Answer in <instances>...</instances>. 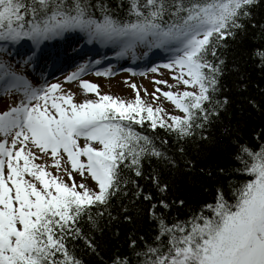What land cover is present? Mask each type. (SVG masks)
Returning a JSON list of instances; mask_svg holds the SVG:
<instances>
[{
    "label": "snow or ice",
    "instance_id": "snow-or-ice-1",
    "mask_svg": "<svg viewBox=\"0 0 264 264\" xmlns=\"http://www.w3.org/2000/svg\"><path fill=\"white\" fill-rule=\"evenodd\" d=\"M262 14L264 0H0V95L20 94L0 112V264H86L73 241L99 257L100 242L90 233L103 236L113 222L134 224L142 214L156 225L153 242L130 237V254L112 264H264V131L255 146L242 142L231 100L249 87L233 44L250 29L264 40ZM73 36L83 44H70L69 58L83 59V47L94 44L116 50L117 58L161 50L167 62L150 71L168 69L174 83L160 79L154 92L144 89L151 102L135 84L131 101L101 94L83 79L102 63L91 58L64 83L78 81L95 98L77 103L61 83L34 82L29 67L35 73L42 63L68 57V49L53 51V42ZM258 66L264 72V51ZM112 74L111 67L95 71ZM161 97L183 115L154 107ZM158 128L174 136L175 155L162 150L168 141L158 147L145 134ZM227 146L234 151L223 159ZM152 159L193 183L213 184L212 202L169 223L166 210L185 200L168 201L170 185L160 172L147 176L158 197L140 184ZM46 160L52 163L37 162Z\"/></svg>",
    "mask_w": 264,
    "mask_h": 264
},
{
    "label": "trees",
    "instance_id": "trees-1",
    "mask_svg": "<svg viewBox=\"0 0 264 264\" xmlns=\"http://www.w3.org/2000/svg\"><path fill=\"white\" fill-rule=\"evenodd\" d=\"M232 51L237 56L242 54L243 60L246 62L245 70L249 78L248 91L243 96L236 93L232 94V113L241 121L240 136L242 142L255 146L259 143L256 137L264 131V72H261L258 66V54L264 51V40H261L250 29L249 35L241 44H233ZM228 82H231V78ZM245 97L254 100L257 106L254 107ZM137 131L143 132L144 129L138 127ZM145 134L155 136L158 147L161 146V140L168 141L167 144L163 145L162 150H166L169 155H175L174 136L159 128L154 133L151 129H148ZM233 151L234 146L225 147L223 159H229ZM189 155L200 159L191 147L189 148ZM144 172L145 178L140 179L139 182L146 191L153 192L157 197L161 195L147 179L149 173L160 172L162 181H166L170 185L169 193L166 195L168 201L171 202L174 199L185 200L184 207L174 205L170 210H166V219L169 223L176 218L180 220L190 218L193 210L199 209L205 202H212L214 186L211 183L203 181L193 183L182 175H174L172 171L165 168L155 159L145 160ZM205 188H207V191L204 190ZM119 204V200H113L114 208L118 207ZM147 206L148 204L145 202L144 207L147 208ZM84 230L86 232L89 231V226L86 223ZM117 230L119 231L118 236L114 235ZM90 234H94L100 242L102 250L99 257L87 255L83 241H73L70 247H75L77 254L86 261V264H112L113 259L127 257L130 254L128 247L130 237L135 236L138 244H143L145 241L151 244L157 231L155 223L150 221L145 214H142L134 224H127L122 220L113 222L103 233V236L94 230ZM139 237H143L144 240H139Z\"/></svg>",
    "mask_w": 264,
    "mask_h": 264
},
{
    "label": "rangeland",
    "instance_id": "rangeland-1",
    "mask_svg": "<svg viewBox=\"0 0 264 264\" xmlns=\"http://www.w3.org/2000/svg\"><path fill=\"white\" fill-rule=\"evenodd\" d=\"M79 40V46L78 49L83 44V40L78 36L69 37L66 41H60V42H53L56 46L52 49L53 51H64L65 49H68L69 56H72L71 54V47L65 48L66 45H75L77 47L76 41ZM95 46H98V44H94ZM91 45H86L83 47V51L85 49H88ZM112 54H116V50L112 49ZM103 55V54H102ZM138 56V54H137ZM137 59V58H136ZM102 60V58H100ZM155 66V65H154ZM153 67V66H151ZM113 74L111 76H96L95 71L100 70L98 66H96L89 74L85 75L83 79L88 80L92 83H95L99 85V89L101 94H108L112 95L114 97H120L126 101H131L135 98V91L131 87L132 84H135L138 89H140V93L143 99H145L147 102H151L152 97L150 95L145 96L144 89H147V92L150 94L155 91V89L158 87L154 81L160 80V79H166L168 80L169 84L174 83L171 79V73L168 69H159L157 73H153L150 71L151 68L146 70L145 72H137L135 75L131 74L127 68L120 67L113 65L111 66ZM76 70V67L72 66H65L63 70L57 72L53 76L49 77L46 76L47 72H43V79L41 76H32L29 72L28 75L33 81L35 82L37 78L40 79V82H44V79L46 78L48 83H61L62 87L66 92H71L74 94L75 102H83L86 98H95L94 94L88 93L85 94L84 90L81 89L79 82H72V83H64L65 78L68 74ZM140 73H145L144 75H141ZM40 75V74H39ZM163 90H168L164 85H159ZM185 90L183 86H181L180 91ZM172 91H176V89H172ZM20 99V94H13L9 96H3L0 95V112L6 111L9 106H13L15 103H18ZM155 106H162L166 111H168L170 114L173 115H181L179 110L175 109L171 102L167 101L163 97L159 101H157ZM81 145L83 146L84 141H80ZM39 163H48L49 165L52 163L51 160L46 161H37ZM63 163V162H62ZM49 171H52L53 174H56L55 169L49 168ZM62 175V173H61ZM76 180L79 182L80 177L76 175ZM88 185L90 187H94V182L89 179L87 181Z\"/></svg>",
    "mask_w": 264,
    "mask_h": 264
},
{
    "label": "bare ground",
    "instance_id": "bare-ground-1",
    "mask_svg": "<svg viewBox=\"0 0 264 264\" xmlns=\"http://www.w3.org/2000/svg\"><path fill=\"white\" fill-rule=\"evenodd\" d=\"M62 57H63V56H62ZM60 60H61V59H60ZM60 60L58 61V63L61 62ZM50 71H51V69L48 71V73H49ZM46 75H47V74H46ZM48 77H49V76H48Z\"/></svg>",
    "mask_w": 264,
    "mask_h": 264
}]
</instances>
